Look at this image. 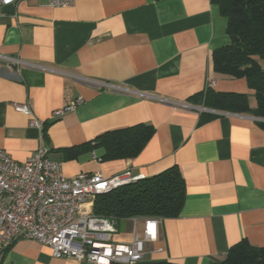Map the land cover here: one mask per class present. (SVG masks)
<instances>
[{
    "label": "crops",
    "instance_id": "0c3cea01",
    "mask_svg": "<svg viewBox=\"0 0 264 264\" xmlns=\"http://www.w3.org/2000/svg\"><path fill=\"white\" fill-rule=\"evenodd\" d=\"M0 11L1 150L22 164L46 147L66 178L124 172L149 178L176 166L185 203L177 218L161 222L145 262L218 264L240 241L264 248L262 120L211 110L201 97L191 98L207 89L244 94L255 108L245 79L214 72V52L230 44L216 4L74 0L71 8H54L48 0H21ZM79 98L73 112L51 118ZM13 104H27L31 115ZM202 114L213 117L200 123ZM33 119L41 125L31 127ZM136 125L154 132L134 158L102 162L100 152H87L64 160L65 149ZM121 223L116 239L128 241L130 225ZM0 264L80 263L17 240Z\"/></svg>",
    "mask_w": 264,
    "mask_h": 264
},
{
    "label": "built area",
    "instance_id": "2783aa9c",
    "mask_svg": "<svg viewBox=\"0 0 264 264\" xmlns=\"http://www.w3.org/2000/svg\"><path fill=\"white\" fill-rule=\"evenodd\" d=\"M20 1L0 0V9ZM48 2L54 8H71L74 5V0ZM12 62L18 63L16 60ZM208 85L213 87L214 82ZM81 104L82 99H76L54 111L51 118L57 119L73 112ZM13 109L31 115L27 104H13ZM40 125L34 119L30 122L31 127ZM141 179L142 176L134 177L130 172L111 178L98 173H80L66 178L62 175L61 163L49 158L46 147L38 148L22 164L0 149V261L13 242L30 240L46 246L54 258L80 264L144 262L145 256L151 253L147 246L158 241L162 220H122L130 225V231L128 241H119L116 237L123 232L118 231L117 223L95 217L94 205L87 209L95 204L98 197Z\"/></svg>",
    "mask_w": 264,
    "mask_h": 264
},
{
    "label": "trees",
    "instance_id": "16d2710c",
    "mask_svg": "<svg viewBox=\"0 0 264 264\" xmlns=\"http://www.w3.org/2000/svg\"><path fill=\"white\" fill-rule=\"evenodd\" d=\"M227 19L230 44L213 54L214 72L223 77L245 79L254 91L255 108L249 106L244 94L219 93L211 89L193 95L201 97L203 106L220 112L250 114L262 121L264 130V0H211ZM213 116L202 114L200 123ZM153 128L136 125L105 133L93 141L63 150L64 160H76L87 152H100L102 162L136 157L153 136ZM185 182L176 166L117 188L98 197L93 215L119 224L122 220L177 218L185 203ZM137 264H172L163 261ZM218 264H264V248L243 240L230 247Z\"/></svg>",
    "mask_w": 264,
    "mask_h": 264
},
{
    "label": "rangeland",
    "instance_id": "374dc122",
    "mask_svg": "<svg viewBox=\"0 0 264 264\" xmlns=\"http://www.w3.org/2000/svg\"><path fill=\"white\" fill-rule=\"evenodd\" d=\"M94 205V203H92L87 209L89 210L90 207H92ZM124 224L123 223H119V224H116V227L118 229L119 232H123V226Z\"/></svg>",
    "mask_w": 264,
    "mask_h": 264
}]
</instances>
